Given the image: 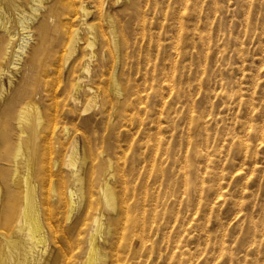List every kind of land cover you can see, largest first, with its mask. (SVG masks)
Here are the masks:
<instances>
[{
    "label": "rangeland",
    "instance_id": "rangeland-1",
    "mask_svg": "<svg viewBox=\"0 0 264 264\" xmlns=\"http://www.w3.org/2000/svg\"><path fill=\"white\" fill-rule=\"evenodd\" d=\"M86 7V21L106 32L88 73L80 55L89 35L73 53L60 44L53 59L43 57L49 73L26 63L33 36L0 78L22 95L46 88L35 103L38 131L22 134L16 119L0 123V159L20 138L36 173L52 156L61 197L51 191L52 208L70 254L58 252L60 264L84 263L97 217L105 232L115 230L114 245L98 242L109 253L116 248L119 264H264V0H87ZM66 16L48 24V36L57 26L66 40L77 28ZM80 76L101 91L86 112L84 92L72 101ZM8 167L0 160V172ZM107 184L116 192L111 209Z\"/></svg>",
    "mask_w": 264,
    "mask_h": 264
},
{
    "label": "bare ground",
    "instance_id": "bare-ground-1",
    "mask_svg": "<svg viewBox=\"0 0 264 264\" xmlns=\"http://www.w3.org/2000/svg\"><path fill=\"white\" fill-rule=\"evenodd\" d=\"M86 2L87 0H0V78L5 73L6 65L4 62L9 60L10 64L16 66L26 54L31 41L34 40L33 36L37 42L27 53L26 63L28 66L37 67L40 72L49 73L51 71L50 63L48 64V61L42 62L43 57H46L47 60L48 58L53 59L54 53H56L60 44L73 53L76 47L82 43L83 35H89L88 43L86 46L81 47L82 52L80 55L81 68L83 72L88 73L90 63L96 57V50L93 45L97 39L105 42L106 32L100 28L98 29L95 24L86 21L88 14ZM63 15H67L66 17L71 23H76L77 28L69 31L66 40L58 35L60 30L57 26L54 27L57 33L54 36H48V24L56 19H61ZM108 20L114 29L115 24L110 19ZM112 35L120 43L118 35L114 32ZM84 78L85 76L78 77L72 86L74 91L72 101L74 103L79 102V97L76 95L77 91L84 92L89 97L82 112L88 111L99 103L98 99L101 92L94 83ZM9 82V90L0 86V106L3 105L0 110V123H10L12 119H16L22 134L29 129L38 131L43 122V115L40 109L35 107L37 106L35 103L44 96L46 88L43 87V84H37L35 87L26 89L22 95V92L17 91V87L13 86V81ZM8 93H10L9 97ZM87 120L86 122H88ZM32 122L36 124L35 128L32 127ZM9 148L11 150L3 153L2 159L7 161L10 167L0 172V175H2L0 176V202L5 206V210L0 211V240L2 239L0 241V264H60L58 252L63 251L65 260L70 254L63 250V244L61 245L58 240L57 218L52 208L54 204H52L51 191L54 194L58 193L52 178L54 175L52 170L53 161L50 158L52 156L49 157V160L47 159L49 169H46L45 166L43 172L36 173V160L28 155L31 146L23 148L22 138H20L17 144ZM78 160V143L74 141L70 148L69 161L70 164L74 165ZM102 168L104 171L107 166ZM4 173H7L8 176ZM82 177L77 172H71L70 174L71 180L77 183L81 182ZM109 179L111 180V178ZM40 185L42 189L39 192ZM2 187L5 189L4 192H2ZM70 193L71 203L74 204L75 192L71 189ZM105 193L107 207L111 209L115 206L116 195L114 196V194L116 192L113 193L107 184ZM58 197L61 198L60 195ZM104 225L102 218H95L93 233L89 241L90 248L86 252L83 264H119L116 257V248H112L113 251L109 253L98 242V238L103 237L104 242H109L108 245L113 243H110L112 241L110 238H113L112 233L115 230L113 231V227L109 226L105 232ZM175 249L177 248L175 247ZM179 262L181 263V261Z\"/></svg>",
    "mask_w": 264,
    "mask_h": 264
}]
</instances>
